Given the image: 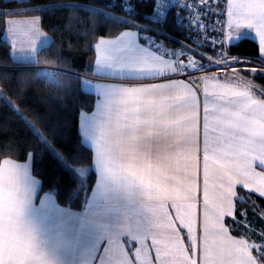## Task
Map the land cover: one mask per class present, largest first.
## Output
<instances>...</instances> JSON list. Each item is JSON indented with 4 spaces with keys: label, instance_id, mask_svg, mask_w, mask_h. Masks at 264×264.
I'll use <instances>...</instances> for the list:
<instances>
[{
    "label": "snow or ice",
    "instance_id": "snow-or-ice-1",
    "mask_svg": "<svg viewBox=\"0 0 264 264\" xmlns=\"http://www.w3.org/2000/svg\"><path fill=\"white\" fill-rule=\"evenodd\" d=\"M168 8L167 0H149L142 10L138 0H123L119 22L130 30L94 46L93 75L112 82L91 85L94 111L70 98L75 140L70 119L37 126L19 113L41 157L55 163L48 191L33 172L31 153L28 163L5 159L0 165V264H264V227L257 245L230 235L224 223L234 216V202L245 203L238 185L264 198V88L247 77L240 86L204 77L201 123L199 85L179 77L205 70L193 57L203 55L198 48L208 35L197 37V48L184 43L191 33L178 41L180 48L169 46ZM93 13L97 19L113 15L105 6ZM227 16V36L211 41L221 46L217 62L231 67L224 39L241 41V29L255 33L264 54V0H227ZM8 25L14 38L28 40L20 61L35 65V37L44 35L38 18ZM177 222L187 230L188 247ZM198 247L199 260L192 255Z\"/></svg>",
    "mask_w": 264,
    "mask_h": 264
},
{
    "label": "trees",
    "instance_id": "trees-1",
    "mask_svg": "<svg viewBox=\"0 0 264 264\" xmlns=\"http://www.w3.org/2000/svg\"><path fill=\"white\" fill-rule=\"evenodd\" d=\"M122 2L123 0H25L21 3L20 0H0V165L5 159L26 163L31 153L33 172L41 180L43 191L49 190V175L55 162L50 155L41 157L36 140L26 123L19 118V113H23L27 121L37 126L43 124L52 127L70 119L74 125L70 134L75 140L77 114L70 98L75 96L86 108L94 110L96 96L83 89V78L89 74L88 64L95 57L94 46L98 40L115 38L120 31L129 30L119 22ZM138 3L142 10L149 0H138ZM54 5H83L84 8L77 10L53 7ZM97 6L111 9L113 15L97 19L93 13V8ZM18 10H26V14L19 16H39L42 30L52 39L51 44L39 52L35 65L16 62L5 36L7 20L17 16L13 13ZM169 35L182 39L186 36V30L174 18V12L169 16ZM167 43L175 44L170 39ZM229 51L231 55L246 59V64L251 68L257 64L264 65L259 44L253 39L244 38L231 45ZM39 67L62 70L59 81L50 82L41 78ZM251 68L241 72L259 88H264V69H257L252 74ZM22 73L26 75H21ZM77 76L79 80L75 79ZM65 89L71 91L66 95ZM67 147L70 148V145ZM86 155L90 156L91 152ZM88 172L89 175H94L92 168ZM64 178L68 183V173H64ZM63 195L61 192V202ZM239 196L244 197L245 203L238 202L235 217L228 220L227 224L233 235L260 244L262 241L257 243L253 238L259 237L262 234L261 228L264 227V199L244 191H240ZM248 221L252 228L247 226ZM252 231L255 236H250ZM246 232L248 236L243 235Z\"/></svg>",
    "mask_w": 264,
    "mask_h": 264
},
{
    "label": "built area",
    "instance_id": "built-area-1",
    "mask_svg": "<svg viewBox=\"0 0 264 264\" xmlns=\"http://www.w3.org/2000/svg\"><path fill=\"white\" fill-rule=\"evenodd\" d=\"M16 1V0H14ZM21 1V0H20ZM185 3L188 4V9L183 10L177 8L176 5L180 4L183 6ZM168 8V16L174 12V18L177 23L180 24L185 30L186 35L192 34L191 41H184L185 44H190L193 48H197L200 40L197 39L201 34H207L208 40L207 43L204 44L202 48H198L199 52H202L203 55H197L193 57L200 64L204 66L203 71H195L189 70L192 72L191 76H181L180 79L185 80V82L190 83L193 80L199 85L198 92L202 91L203 86V78H213L222 79L227 75L233 74L239 77L240 79L246 77L243 75L241 70L251 68L247 63L246 59H242L238 56H234L230 54L229 46L227 39H224L223 48L226 52L228 63L231 64V67L226 66L223 61H219L218 57L220 56V43L218 42L215 46L211 45V41L217 37H226L228 34L227 31V0H167ZM204 9L203 11H200ZM213 26H215V30L213 31ZM170 40L175 44H169V46L174 48H180L181 45L178 41L183 40L182 38H174L170 37ZM236 58H240V63H234ZM256 69H264V65L257 64L254 66ZM48 67H42V69H46ZM48 71V69H46ZM51 79L47 81L50 82H58L62 70L58 68H54L50 70ZM248 80H250L247 77Z\"/></svg>",
    "mask_w": 264,
    "mask_h": 264
},
{
    "label": "crops",
    "instance_id": "crops-1",
    "mask_svg": "<svg viewBox=\"0 0 264 264\" xmlns=\"http://www.w3.org/2000/svg\"><path fill=\"white\" fill-rule=\"evenodd\" d=\"M227 31H228V22H227ZM104 39H115V38H104ZM250 39H252V38H250ZM253 40H255L257 42L256 39H253ZM98 42H99V40H98ZM227 42H228V46L229 47L231 45H233V44H229V41L228 40H227ZM260 56H261V58L264 59V54H261L260 53ZM95 70L96 69H95V57H94L90 61V63L88 64V73L89 74L87 75V77H84L83 78V89L86 92L92 93V94H94L96 96V90H95L94 87L91 86L92 84H96V83H110L112 81H111L110 78H107V77H103V76L97 77V76L93 75V73L95 72ZM209 79H211V78H209ZM85 80L90 81L91 83L90 84L89 83H84ZM219 80L222 83H228V84H231L233 86H240L241 83H242V79H240L239 77H237L236 75H233V74L227 75L224 78L219 79ZM257 89H259L258 86H257ZM256 94L259 96V92L258 91L256 92ZM198 96H199V99H200V112H201V123H202L203 101H204L203 86H202V91L201 92H198ZM88 147L90 148V146H88ZM28 162H29V160L26 163H28ZM202 163L203 162H202V156H201L200 194H199V199L201 201V204H200L201 211H200L199 215L201 216V219H202ZM23 164H25V163H23ZM93 170L95 172L94 167H93ZM41 188H42V183H41ZM237 191H238V196H239L240 191H244L246 194H252V195H255V196L260 197L258 193H256V192H249L247 189H244L241 185H238L237 186ZM260 198H262V197H260ZM262 199H264V198H262ZM234 203L236 204V209H235V212H234V216L233 217H225L224 223H225V226L228 228V231H229V234L230 235L236 237L237 239H245L244 237H237V236L233 235V233L231 232L230 227L227 224L228 220L234 219V217H235V214H236V211H237V207H238V202H234ZM176 227L180 231V235L182 237V240H183L185 246L188 247L189 246V241H188V238H187V230L186 229H183L182 226L179 225L178 222L176 224ZM198 236L202 237V228L199 227V226H198ZM149 243H150V241H149ZM201 243H202V240H201ZM153 255H154V249H153ZM192 255L195 258H197L198 260L201 259L202 258V249L200 247H198L196 250H194L192 252Z\"/></svg>",
    "mask_w": 264,
    "mask_h": 264
},
{
    "label": "rangeland",
    "instance_id": "rangeland-1",
    "mask_svg": "<svg viewBox=\"0 0 264 264\" xmlns=\"http://www.w3.org/2000/svg\"><path fill=\"white\" fill-rule=\"evenodd\" d=\"M33 18H38L39 25H40V30H41V32L44 33L43 36H36L35 37L39 52L41 51V49H43L45 47H48L51 44L52 39H51V37L49 35H47L42 30V28H41V18L39 16H13V17H9L8 20H7V30H6L5 36H6V39L9 41V43H10V45L12 47V57H13V59L16 62H21L20 61L21 53H20L19 49L21 47H25L26 48L28 46V40L24 36H22V35L21 36H17V37L14 38L12 36V34L8 31V27H9L8 21L9 20H16L17 22L24 23L26 21H29V20L33 19ZM228 32H229V29H228ZM235 34H236L235 30H233V35H235ZM240 35L243 37V39L244 38H252V39H256L257 40V38L255 36V33L252 32L251 30H248V29H241L240 30ZM14 39H15V45H16L15 49H13V46H12ZM257 42H258V40H257ZM235 43H237L236 40H232V41L229 42V44H235ZM41 68L42 67H39L38 68L39 69V72H40L39 73V76L41 78L45 79V80L51 79V72H50V70H52L54 68H46V69H48V71H46V69L45 70L44 69L41 70ZM32 157H33V155H32ZM32 161H33V159H32ZM92 170H93V167H92ZM246 223H247V226H249V227L252 228V225L249 224L250 221H248ZM257 235H259L258 232H257ZM257 237L258 236H256V237L253 238L254 239V242L260 243L261 241L258 240Z\"/></svg>",
    "mask_w": 264,
    "mask_h": 264
}]
</instances>
